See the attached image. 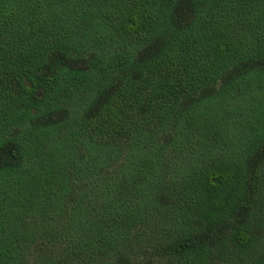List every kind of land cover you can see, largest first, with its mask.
I'll list each match as a JSON object with an SVG mask.
<instances>
[{
    "label": "trees",
    "instance_id": "1",
    "mask_svg": "<svg viewBox=\"0 0 264 264\" xmlns=\"http://www.w3.org/2000/svg\"><path fill=\"white\" fill-rule=\"evenodd\" d=\"M0 264H264V0H0Z\"/></svg>",
    "mask_w": 264,
    "mask_h": 264
}]
</instances>
